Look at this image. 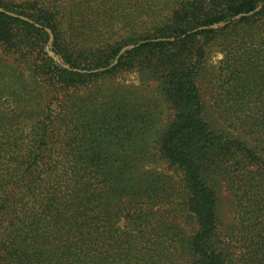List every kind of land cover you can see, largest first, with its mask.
<instances>
[{
  "label": "trees",
  "instance_id": "obj_1",
  "mask_svg": "<svg viewBox=\"0 0 264 264\" xmlns=\"http://www.w3.org/2000/svg\"><path fill=\"white\" fill-rule=\"evenodd\" d=\"M79 1L0 0L3 9L34 21L0 10V44L6 27L19 32L13 54L32 64L54 94L47 105L36 100V107L2 117L11 124L0 131V264H236L225 248L213 245L216 175L228 164L235 182L254 192L246 231L262 240L248 252L247 264H264V6L255 12L261 0H209L213 7L208 10L199 0H172L174 6L163 16L153 0L146 14L153 25L144 35L134 33L136 46L121 55L120 42L97 40V21L84 31L88 17L102 14L100 7L94 10ZM141 16L138 12L136 18ZM65 18L71 36L59 40ZM225 22L221 29H231L220 66L223 92H214L213 105L186 63L165 87L177 114L160 135V150L184 172V206L197 230L162 234L151 206L171 196L163 197L165 192L153 185L162 178H139L131 161L132 139H124L133 136L132 110L119 104L114 113L106 104L91 110L86 120L81 102L65 93L134 59L152 61L184 45H191L187 55L196 69L205 51L198 43L216 37L220 28L214 25ZM47 28L55 33L53 50L62 63L45 51ZM34 44L37 60L30 58ZM18 117L28 125L20 134L13 126ZM99 134L110 137L97 142ZM259 219L260 228L254 224Z\"/></svg>",
  "mask_w": 264,
  "mask_h": 264
},
{
  "label": "rangeland",
  "instance_id": "obj_2",
  "mask_svg": "<svg viewBox=\"0 0 264 264\" xmlns=\"http://www.w3.org/2000/svg\"><path fill=\"white\" fill-rule=\"evenodd\" d=\"M14 1L20 3L34 2V0ZM139 1L140 3L137 0H85L83 4L86 3L94 10L100 7L102 17L95 18L91 15L85 21L87 27L82 30L88 33V27L97 21L99 26L93 27L95 28L94 34L97 35V40L120 42L122 49L119 55L129 49H133L136 46L131 42L133 34L144 35V30L153 25L151 24V18L146 15L149 12L150 5L153 4V0ZM199 1L200 4L205 5V10L213 7L209 0ZM79 2L81 3V1ZM260 2L261 4L255 12L264 6V0ZM155 4L156 8L162 13L160 16L166 14L169 7L174 6L172 0H157ZM32 5L36 6V4ZM0 10L20 19L34 22L25 15L7 11L2 7H0ZM138 12L142 13L140 18H136ZM103 18H106V20L104 21ZM239 18L240 16H237L235 20ZM68 21L69 19L65 18L59 25L57 33L59 40H64L71 36L68 29ZM227 24L228 22L214 25V27L220 28L216 37L208 38L206 41V38L202 37L198 44H203L204 46V57L199 60L196 69L195 67L192 68L196 64L194 59L190 61L188 59L189 55H187L189 50H191V45H184L180 49L168 51L152 61H148L146 58L141 60L134 59L124 67L94 77L90 82L79 88H72L65 93V97L77 99L81 102L86 120L91 119V110L106 104L114 113L118 109L119 104L132 110L130 130L133 132V136L124 139L125 141L132 139L130 143L131 161L136 163V171L139 178L147 179L148 181L162 178V183L157 182L153 185L157 184V192L159 190L165 192L163 197L171 196L164 203L163 199H159V205L151 206V210L155 212L152 220L162 234L172 233V231L191 233L193 230H197V225L191 218L193 214L187 211L184 206V172L164 158L160 150V135L174 121V116L177 114L176 104L165 97V87L168 81L172 79V73L186 63L188 64V70L192 69V75L195 72L197 73V84L205 92L207 101L211 102L209 105H213L214 92H223L219 88L220 80H222L220 66L222 60L228 54L225 42H228L227 40L230 38L228 31L231 28H221H224ZM36 25L38 24L36 23ZM78 26L79 24L76 23L77 32ZM6 30L3 32L4 40L0 44L2 45L0 47V131H3V128H10L11 124L10 121L2 119V117H6L7 114L15 115V112L18 114L22 110L36 107V100L44 99L43 102L47 105L49 98L54 96L53 92L48 91L45 85L46 78L38 76L33 70L32 64L27 65L19 62L17 56L13 54L16 48L12 41L16 40L13 38L19 32L12 31L11 26L6 27ZM46 30L49 40L45 51L49 57L62 63V58L53 50L55 33L50 28ZM32 41L36 42V38H32ZM39 57V48L34 44L30 58H36L37 60ZM116 63L117 61L113 64ZM65 66L69 67L68 65ZM99 70L103 69L93 71L100 72ZM210 111L212 110L210 109ZM13 126L17 134H20V128H28L24 117L16 118ZM73 127L74 124H72ZM109 137L110 134H106L104 137L99 134L95 141L106 142ZM111 140L117 144L120 143L117 138ZM92 144L94 145L95 142H90V145ZM251 168L250 166L249 170ZM232 172H234V167L228 164L227 170L221 171L216 175L219 183L218 187H216L218 198L216 207L217 235L214 236L213 245L219 246V249L225 248L223 252L232 257L236 264H247L249 259L248 252L250 250L256 251L259 248L257 244L262 239L261 235L253 238V233L246 231V226H248L246 225L248 223L247 218L250 217L248 199L253 198L254 192L248 186L242 185L243 183H236L237 177L233 176ZM245 212L249 213V215H246ZM262 223L263 220L259 219L254 224L260 228Z\"/></svg>",
  "mask_w": 264,
  "mask_h": 264
}]
</instances>
